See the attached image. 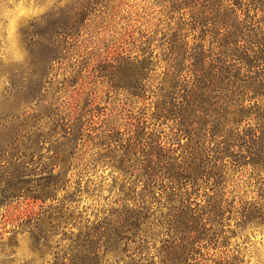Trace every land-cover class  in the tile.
Returning <instances> with one entry per match:
<instances>
[{"label": "trees", "instance_id": "16d2710c", "mask_svg": "<svg viewBox=\"0 0 264 264\" xmlns=\"http://www.w3.org/2000/svg\"><path fill=\"white\" fill-rule=\"evenodd\" d=\"M148 3L174 22L160 52L150 49L151 28L135 44L140 54L112 57L111 50L98 72L121 108L99 107L87 95L82 105L75 100L61 126L51 123L52 134H42L48 122L16 102L31 80L6 78L3 98L14 107L0 113L2 218L19 199L54 205L48 214L27 213L5 241L0 234V247L9 249L0 252V264L13 262L21 232L29 234L33 253L61 235L63 252L53 254L59 264H248L231 240L236 229L264 226V205L235 202L227 184L247 168L264 182V0ZM134 6L122 17V37L142 17ZM63 33L47 38L49 63L59 58ZM46 137L51 155L40 156ZM103 167L117 175L119 199L78 222L83 194L100 205L91 186L100 189ZM67 226L77 233L58 234Z\"/></svg>", "mask_w": 264, "mask_h": 264}, {"label": "rangeland", "instance_id": "374dc122", "mask_svg": "<svg viewBox=\"0 0 264 264\" xmlns=\"http://www.w3.org/2000/svg\"><path fill=\"white\" fill-rule=\"evenodd\" d=\"M149 1L0 0V113L14 107L11 101L3 98L4 89L8 88L6 81L10 73L24 85L31 80L26 93L18 92L16 102L18 108L42 117L39 122H48L42 129V134H52L51 123L58 120L61 126L75 100H79V105H82L87 95L89 100L95 97V105L99 107L121 108V104L113 99L114 93L108 90V79L99 77L98 72L103 68L106 56L111 50H114L109 55L112 57L121 51L120 54L129 53L131 56L140 54L135 44L140 35L151 28L154 30L156 41L149 47L154 54L160 52L159 48L162 47V42L169 33L168 29L174 26V22H169L161 15V7L151 6ZM130 5H135L142 17L133 26L134 32L131 36L122 37L126 28L122 17ZM53 32L64 33L58 40L59 58L56 62L49 63L53 46L47 38L51 37ZM60 130L58 128L56 131ZM45 140L46 143H38L40 156L51 155V138L46 137ZM0 165L4 166L3 163ZM2 171L3 169L0 174ZM240 171L229 176L231 181L227 184L228 198L239 203L246 202L248 205H264V182L260 176L249 168ZM97 175L102 176V179L98 180L100 189L97 185H92L91 189H98L96 194L101 198L100 205L96 203L97 197L91 198L83 194L76 203V215L80 216L78 222L83 218L93 220L100 206L107 208L106 203L119 199L115 197L112 183V179L117 175L109 167L101 168ZM89 179L96 181L94 176ZM6 189L4 195L11 190L7 186ZM22 202V199L12 201V207L16 210L10 209L8 215L3 218L4 207L0 205V234H3L4 241L9 236L6 231L21 229L16 225L26 221L27 213H39L42 210L48 214L50 211L47 207L54 205L46 201L44 204L30 202L25 206ZM234 223L233 219L228 223L232 229ZM69 227L63 228L58 234L64 233L67 237L70 233H77L75 226ZM60 237L61 235H57L41 252L33 253L29 234L21 232L15 235L11 264H59L60 261L54 260L53 254L61 256L63 252L61 247L66 242L56 243ZM230 248L241 252L248 264H264V226L248 225L244 229H236ZM1 251L8 252L9 249L0 247ZM154 261L157 262V259Z\"/></svg>", "mask_w": 264, "mask_h": 264}]
</instances>
